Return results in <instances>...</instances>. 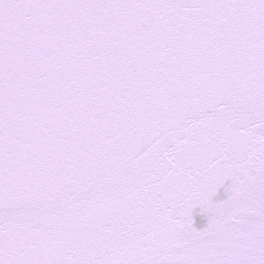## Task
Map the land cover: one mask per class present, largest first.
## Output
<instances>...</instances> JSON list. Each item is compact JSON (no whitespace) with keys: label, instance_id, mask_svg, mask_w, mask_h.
Here are the masks:
<instances>
[{"label":"snow or ice","instance_id":"snow-or-ice-1","mask_svg":"<svg viewBox=\"0 0 264 264\" xmlns=\"http://www.w3.org/2000/svg\"><path fill=\"white\" fill-rule=\"evenodd\" d=\"M0 264H264V0H0Z\"/></svg>","mask_w":264,"mask_h":264}]
</instances>
